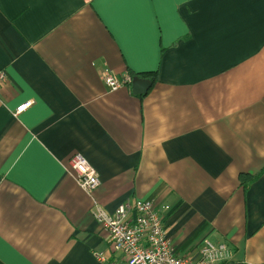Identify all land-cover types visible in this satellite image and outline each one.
<instances>
[{"label":"crops","instance_id":"1","mask_svg":"<svg viewBox=\"0 0 264 264\" xmlns=\"http://www.w3.org/2000/svg\"><path fill=\"white\" fill-rule=\"evenodd\" d=\"M0 70V264H113L94 212L128 199L179 255L264 264V0H0Z\"/></svg>","mask_w":264,"mask_h":264},{"label":"built area","instance_id":"2","mask_svg":"<svg viewBox=\"0 0 264 264\" xmlns=\"http://www.w3.org/2000/svg\"><path fill=\"white\" fill-rule=\"evenodd\" d=\"M101 77L110 91L132 82V75L118 79L109 70ZM7 73L0 70V86L7 81ZM34 100L20 104L15 115L28 109ZM74 178L87 191L95 190L101 183L96 169L82 154L71 158ZM94 217L108 231L112 248L120 253L113 264H231L233 249L225 242L215 243L206 239L200 248L199 258L193 259L176 253L172 239L167 236L163 220L152 200L136 199L121 203L113 213L102 208ZM100 259H104L98 254Z\"/></svg>","mask_w":264,"mask_h":264},{"label":"water","instance_id":"3","mask_svg":"<svg viewBox=\"0 0 264 264\" xmlns=\"http://www.w3.org/2000/svg\"><path fill=\"white\" fill-rule=\"evenodd\" d=\"M152 81L150 79H145L143 77H134L133 79V90L136 93H145L151 87ZM138 85H142L140 89Z\"/></svg>","mask_w":264,"mask_h":264},{"label":"trees","instance_id":"4","mask_svg":"<svg viewBox=\"0 0 264 264\" xmlns=\"http://www.w3.org/2000/svg\"><path fill=\"white\" fill-rule=\"evenodd\" d=\"M138 74L141 75V76H144V75H146L147 73H138ZM256 177H257V175L253 176L252 180H254Z\"/></svg>","mask_w":264,"mask_h":264},{"label":"bare ground","instance_id":"5","mask_svg":"<svg viewBox=\"0 0 264 264\" xmlns=\"http://www.w3.org/2000/svg\"><path fill=\"white\" fill-rule=\"evenodd\" d=\"M118 79H119V78H118ZM14 115H15V114H14ZM69 169H70V168H69ZM92 212H93V211H92ZM109 239H110V238H109ZM109 241H110V240H109ZM111 245H112V244H111ZM119 255H120V254H119ZM119 255H118V256H119ZM117 259H118V258H117ZM117 259H116V260H117Z\"/></svg>","mask_w":264,"mask_h":264}]
</instances>
